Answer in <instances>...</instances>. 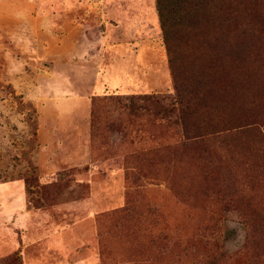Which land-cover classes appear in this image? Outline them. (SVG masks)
I'll list each match as a JSON object with an SVG mask.
<instances>
[{
    "label": "rangeland",
    "instance_id": "374dc122",
    "mask_svg": "<svg viewBox=\"0 0 264 264\" xmlns=\"http://www.w3.org/2000/svg\"><path fill=\"white\" fill-rule=\"evenodd\" d=\"M234 2L0 0V264H264V0Z\"/></svg>",
    "mask_w": 264,
    "mask_h": 264
},
{
    "label": "trees",
    "instance_id": "16d2710c",
    "mask_svg": "<svg viewBox=\"0 0 264 264\" xmlns=\"http://www.w3.org/2000/svg\"><path fill=\"white\" fill-rule=\"evenodd\" d=\"M236 0H230L229 5H232V7H227L226 8V12L225 9L222 10L221 15L224 14V17L222 16V18L219 20L220 24H227L229 25V27L231 26H235L236 25V20L234 17V13L236 12V9L233 8V5H235ZM194 5L197 7V9H200V3L196 2L194 3ZM231 60V59H230ZM212 83V82H211ZM211 84H206L202 81L200 84L193 86H187L184 83H181L177 88H176V103L178 104V106H180V110L182 113V117L184 122L186 123L187 126L185 127V131L186 128L188 129V131H186L187 133H191L192 130H196V131H201V130H205L207 129V127L212 126V124L210 122H207L206 120H201L199 121L198 118H200L202 116V112L208 111L209 110V106L206 104V100H207V96L209 93V88L208 86H210ZM208 88V91L207 89ZM144 99H147L150 103H153L152 105L160 108V99L156 98V97H144ZM235 104L234 101L231 105V110L226 114L228 117H219L218 119V125L220 124H225V123H231L233 120L230 119L231 116V112L234 110ZM194 118V119H192ZM196 120H198L199 122H197ZM200 136V135H197ZM204 137V136H202ZM184 145V143H183ZM162 148V147H160ZM159 149H152L149 151V153L152 152H158ZM225 228V226H224ZM225 240V239H224ZM201 262L202 263H206V260H203L204 255H201ZM214 261V259H212V261H209L207 263L212 264Z\"/></svg>",
    "mask_w": 264,
    "mask_h": 264
},
{
    "label": "clouds",
    "instance_id": "9594fccd",
    "mask_svg": "<svg viewBox=\"0 0 264 264\" xmlns=\"http://www.w3.org/2000/svg\"><path fill=\"white\" fill-rule=\"evenodd\" d=\"M228 220H227V226L228 229H234L236 232V236L233 238L232 241H229V244L235 243L236 240H242L243 239V231L241 227H239L240 224V217L238 213L230 212L228 213Z\"/></svg>",
    "mask_w": 264,
    "mask_h": 264
}]
</instances>
